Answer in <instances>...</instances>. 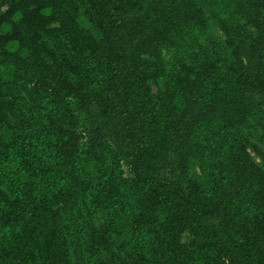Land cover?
<instances>
[{
    "label": "trees",
    "instance_id": "1",
    "mask_svg": "<svg viewBox=\"0 0 264 264\" xmlns=\"http://www.w3.org/2000/svg\"><path fill=\"white\" fill-rule=\"evenodd\" d=\"M0 264H264V0H0Z\"/></svg>",
    "mask_w": 264,
    "mask_h": 264
}]
</instances>
